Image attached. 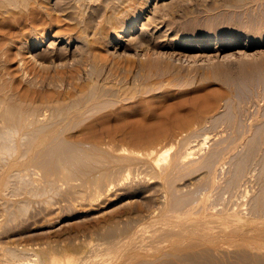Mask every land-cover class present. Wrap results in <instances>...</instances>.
Listing matches in <instances>:
<instances>
[{
  "label": "rangeland",
  "instance_id": "374dc122",
  "mask_svg": "<svg viewBox=\"0 0 264 264\" xmlns=\"http://www.w3.org/2000/svg\"><path fill=\"white\" fill-rule=\"evenodd\" d=\"M107 1L0 0V53L6 48L20 55L1 53L0 96L17 85L28 91L23 100L9 98V117L18 113L20 119L24 110L20 120L30 128L33 111L42 108L47 117L33 130L52 123L61 129L40 147L37 161L27 158L39 167V178L53 173V194L19 195L29 196L10 204L28 200V207L10 217L0 205V244L26 247L28 261L40 257L44 264L251 263L241 258L250 247L229 243L221 233L226 216L237 214L249 222L229 224L259 227L253 235L264 242L258 235L264 230V0H152L119 43L118 33L144 0H120L124 6ZM41 32L49 34L48 42L23 61ZM182 40L222 48L204 55L195 46H179ZM214 96H220L217 105L205 111ZM90 127L96 138L81 133ZM33 130L26 148L34 143ZM170 146L167 159L159 160L160 150ZM215 235L225 248L220 252L211 241Z\"/></svg>",
  "mask_w": 264,
  "mask_h": 264
},
{
  "label": "bare ground",
  "instance_id": "6f19581e",
  "mask_svg": "<svg viewBox=\"0 0 264 264\" xmlns=\"http://www.w3.org/2000/svg\"><path fill=\"white\" fill-rule=\"evenodd\" d=\"M5 1V0H4ZM59 1H64V0H59ZM67 1V0H66ZM113 1V0H112ZM114 1H116V0H114ZM125 3L124 4H126V1L125 0H123ZM139 1V0H138ZM36 2V1H35ZM109 2H110V0H109ZM108 1H107V3H109ZM153 1L152 0H144V3L142 4L141 2V6H140V3L138 4L139 6H140V9L136 12V14L134 15V16H132L131 17V19H129L128 20V22L127 23H125L124 24V26L121 28V30H120V32L118 33V35H117V42L119 43V42H121L122 40H128V36L130 35V33L131 32H133L134 30H135V28L138 26V24H139V22H140V20H141V18L143 17V15L145 14V11L148 9V5L149 4H151ZM34 3V2H33ZM32 3V4H33ZM58 3V2H57ZM59 3H63V2H59ZM58 3V4H59ZM115 3H117V5H118V3L120 4V0L118 1V2H115ZM9 4V3H8ZM17 4V3H16ZM27 4H28V2H27ZM57 4V5H58ZM111 4V3H110ZM113 4V3H112ZM133 4V3H132ZM61 5H63V4H61ZM67 5V4H66ZM117 5H114V6H116V7H118ZM120 5H122V6H124L123 5V2L120 4ZM15 6V5H14ZM32 6V5H31ZM38 7H39V5H37ZM63 6H65V5H63ZM68 6V5H67ZM109 7H110V5H108ZM122 6H121V8H122ZM7 7V6H6ZM5 7V8H6ZM32 7H34V6H32ZM37 7V8H38ZM120 7V6H119ZM114 8V10L116 9L117 11H119L118 9H121V8ZM8 8V7H7ZM111 8V7H110ZM113 8V7H112ZM127 8H128V6H127ZM134 8H135V6H134ZM138 8V7H137ZM35 9V8H34ZM33 9V10H34ZM41 9V8H40ZM65 9V8H64ZM115 10V11H116ZM121 10H123L124 11V9H121ZM120 10V11H121ZM35 11V10H34ZM37 11H38V9H37ZM36 11V12H37ZM113 11V10H112ZM133 11V10H132ZM5 12V11H4ZM42 13V12H41ZM122 13H124V12H122ZM8 14V13H7ZM28 14V13H27ZM39 14V13H38ZM119 15V14H118ZM131 15V14H130ZM132 15H133V13H132ZM1 16V15H0ZM33 17H34V15H32ZM33 17H32V19H33ZM37 17V16H36ZM53 17V16H52ZM1 18V17H0ZM35 18V17H34ZM129 18V17H128ZM2 20H3V17H2ZM2 20L0 19V21L2 22ZM5 20H6V18H5ZM5 20H4V22H5ZM7 21V20H6ZM27 21V20H26ZM61 21V20H60ZM126 22V21H125ZM46 25V24H45ZM1 26H4V25H1ZM1 26H0V29H1ZM122 26V25H121ZM45 27V26H44ZM51 27V26H50ZM3 28V27H2ZM24 28V27H23ZM4 29H5V27H4ZM26 29V28H25ZM1 30H3V29H1ZM0 30V31H1ZM5 31V30H4ZM26 31V30H25ZM42 31V30H41ZM2 32V31H1ZM0 32V33H1ZM19 32H21V31H19ZM44 32V31H43ZM3 34L5 33V32H2ZM1 33V34H2ZM12 34V33H11ZM15 34V33H14ZM56 35V33H54V36ZM2 36V35H1ZM0 36V37H1ZM9 36V35H8ZM7 36V37H8ZM12 36V35H11ZM20 36V35H19ZM48 36H49V34H47L46 32L45 33H42L41 32V34L37 37V39H35V41L34 42H32L31 44V48L30 49H28V51H27V53H25L23 56V61H28L29 59L31 60L32 58H34L35 56V54H34V52H35V50H38V49H41L45 44H46V42H48V40H49V38H48ZM53 36V37H54ZM66 36V35H65ZM14 37V36H13ZM56 37V36H55ZM60 37V36H59ZM70 37V36H69ZM79 37V39L81 38V36H78ZM3 39L2 40H4L5 42H6V39H5V36L3 35V37H2ZM15 38V37H14ZM17 39V38H16ZM76 39H78V38H76ZM0 40H1V38H0ZM7 40H9V38L7 39ZM87 40V39H86ZM80 41V40H79ZM85 41V40H84ZM7 42H9V41H7ZM11 42V41H10ZM20 42V41H19ZM22 42V41H21ZM52 42H54V41H52ZM84 43V42H83ZM82 43V44H83ZM178 43V42H177ZM0 50L2 51V44H3V41H2V43L0 42ZM12 44V43H11ZM15 44V43H14ZM13 44V45H14ZM81 44V45H82ZM128 44V43H127ZM6 45H9V43H6ZM24 45V44H23ZM87 45V44H86ZM5 46V45H4ZM10 46V45H9ZM179 46H182V48H185V49H187V48H189L190 46L191 47H193L194 48V46H195V49H193V50H195V51H200V53H202V54H206V55H210L213 51H215V50H219L220 48H222V45H219L218 44V42H209V43H205L203 46H201L200 47V44L198 43V42H196V43H192V42H190V41H185V40H182L181 42H180V44H179ZM207 46V48H204V47H206ZM8 47V46H7ZM78 47V46H77ZM80 47V46H79ZM87 47V46H86ZM224 47V46H223ZM4 48V47H3ZM18 48V47H17ZM82 48V47H81ZM20 49V48H19ZM18 49V50H19ZM78 49V48H77ZM6 50V48L5 49H3V52L5 53V55L6 54H9V56L11 57V52L12 51H10L9 49V53H8V50L7 51H5ZM75 51V50H74ZM3 52H1V53H3ZM15 51H13L12 53H14ZM1 53H0V60H1V58H2V55H1ZM15 54H16V52H15ZM19 54V53H18ZM21 54V53H20ZM36 54L37 55H39V52H36ZM41 54V53H40ZM4 55V54H3ZM36 55V56H37ZM16 56V58L17 57H19L20 55H18L17 56V54L15 55ZM14 56V57H15ZM10 57H8V58H10ZM4 58V57H3ZM7 58V57H6ZM5 58V59H6ZM16 58H15V60H16ZM22 58V57H21ZM11 59V58H10ZM20 59V58H19ZM13 60V59H12ZM21 60V64H22V59H20ZM20 60L18 61V65H17V67H16V69H19L18 67H20ZM5 61V60H4ZM26 61V62H27ZM2 62V61H1ZM11 62V61H10ZM25 62V63H26ZM8 64V63H7ZM15 65V64H14ZM24 65V64H23ZM27 65V64H26ZM254 65H256V64H254ZM257 66V65H256ZM255 66V67H256ZM259 66V65H258ZM15 67H13V68H15ZM10 68V67H9ZM13 68H11L10 70L8 69V71H11ZM7 71V70H6ZM17 71V70H16ZM222 72V71H221ZM11 75V74H10ZM6 76V75H5ZM14 76V75H13ZM245 79H247V78H245ZM244 79V80H245ZM241 80V79H240ZM7 83V82H6ZM232 83V82H231ZM4 85V84H3ZM11 86V85H10ZM18 86V85H17ZM17 86H13L11 89H9V90H11V91H6V92H1V98H0V112L2 113V114H0L1 115V118H3V119H1L0 120V123L2 124H0V205L2 206V207H4V209L3 210H5L6 211V213L4 214L5 216H6V214H7V217L9 216V214H15V213H18L19 211H23L26 207H28V205H27V203L29 204V201L28 200H19L18 202H15L16 204L14 205V206H12L10 203H11V201L12 202H14V200L15 199H17V198H20L21 196H19V195H21V194H24V193H29V195H25V196H29V197H31V195H33V196H35V197H37V196H44V195H46L47 194V192H48V189H49V191H50V193L49 194H53V192L51 193V191H53V190H51V189H54L55 188V186L54 185H56L55 184V182L56 181H54L52 178H51V175L53 174H49L48 176L46 175H44L45 177L43 178L42 177V175H41V177L39 178L38 177V173H35V170H37L39 167H37V169L35 168H33L34 166H33V164L32 163H30L29 161H30V159H29V161L27 160V158H31L32 159V157H34V159L37 161V158H39V155H38V157L36 156L38 153H40V147L42 148V146L44 147L45 145H46V143H48V144H51L50 143V141H52V140H50V139H52V137L54 138V136H52V135H55V133L57 132V134L59 133V131L61 130L60 129V127L56 124H54V123H52V125H51V127L49 128V126L48 125H46V126H48V127H46V129L45 128H43V127H45V126H43L42 128H43V132H41L40 131V133H39V126H38V130H37V127L35 128V131L33 130L34 128V126H36V125H38V124H40V121L41 120H43L45 117H47L46 116V113H45V111L44 110H42V108H41V110L42 111H44V112H42L41 110L40 111H37V110H34L33 112H34V114H35V124H34V126H30V128H29V126L27 127V125H25L24 123H23V120H20V119H22V113H23V111H22V113L20 112L21 110L19 109V107H15L16 105H17V103L16 104H14V109H15V111H19V116L18 117H20V119H18L17 117H15L16 115H18V113H13L14 111L12 110V112L11 113H13V114H15L13 117L10 115V117H9V114H10V112L8 111V110H10V109H8V105H7V107H6V103H8V104H10L9 102H10V100L12 99V97L11 96H15V98L18 96V98H20V100H21V98H22V100H23V98H26L27 97V95H28V91H27V89L26 88H22V87H17ZM1 87H3V86H0V91L1 90H4V89H1ZM6 88H8V87H6ZM8 90V89H7ZM215 98H213V97H209V100L207 101V103L205 104V111L206 110H212L216 105H217V103H218V100L220 99V96H214ZM9 98H11L10 100H9ZM14 98V97H13ZM8 101V102H7ZM13 102V101H12ZM198 103H200V102H197V104ZM19 106V105H18ZM16 109H18V110H16ZM25 109V108H24ZM45 109V108H44ZM63 110H65L64 108L63 109H60V110H57V113H59V111L60 112H62ZM204 110V109H203ZM29 112H28V115H26L27 117L28 116H31L32 115V111H31V113H30V110H28ZM9 112V113H8ZM25 112V111H24ZM20 113H21V115H20ZM63 113H64V111H63ZM68 113V112H67ZM67 113H65V114H67ZM27 114V113H26ZM62 114V113H61ZM69 114V113H68ZM67 114V115H68ZM3 115V116H2ZM24 115H25V113H24ZM24 115H23V118H24V121L25 120H29V119H31L30 117L29 118H27V119H25L26 118V116L24 117ZM58 115V114H57ZM59 115H60V113H59ZM67 115H66V117H67ZM70 115V114H69ZM69 115H68V117H69ZM194 115V114H193ZM6 116H7V119H5L6 118ZM196 116V115H195ZM194 116V117H195ZM11 118V119H10ZM15 118H17L18 120H19V122L17 123L16 121H18V120H16ZM192 118V117H191ZM190 118V119H191ZM184 119V118H183ZM186 119V118H185ZM189 119V118H188ZM6 120V121H5ZM34 120V119H33ZM194 120V119H193ZM5 121V122H4ZM8 121V123H6ZM27 121H25V123L27 122ZM30 121H32V119L30 120ZM28 122V123H26V124H28V125H33V123H34V121L33 122ZM43 121H45V120H43ZM43 121H41V123L43 122ZM180 121V120H179ZM184 121V120H183ZM186 121H188L187 119H186ZM36 122H39L38 124L36 123ZM5 123V124H4ZM30 123V124H29ZM47 124L49 123V122H46ZM181 123V122H180ZM183 123V122H182ZM49 124H51V123H49ZM53 124L55 125V126H53ZM43 125H44V123H43ZM162 126H164V125H162ZM169 127H170V125H168ZM41 127V126H40ZM89 127V126H88ZM143 127H145V126H143ZM27 128H29V129H27ZM32 128V129H31ZM60 130H59V129ZM162 128V127H161ZM164 128H165V126H164ZM144 129V128H143ZM142 129V130H143ZM146 129V131H148L147 130V127L145 128ZM166 129V128H165ZM169 129V128H168ZM33 130V132H35V133H38L37 135L38 136H36V134L35 133H33V135H35L32 139H34V143H32V146L30 147H28V148H26L25 147V145L27 144V143H25L24 141H25V139L28 137L29 139H31L30 137V133H31V131ZM42 130V129H41ZM36 131H38V132H36ZM63 131V130H62ZM83 131H85L86 133H84ZM96 131H97V129H96ZM95 130H94V128L93 127H90V128H87V129H84V130H81V133L83 132L84 134H86V135H92L93 137L95 136V138L97 137V132H96ZM155 131V130H154ZM153 131V132H154ZM161 131H165V130H161ZM167 131V130H166ZM165 131V132H166ZM153 132H150L151 134H153ZM156 132V131H155ZM165 132H164V134H165ZM64 132H62V134H63ZM96 133V134H95ZM142 133V132H141ZM61 134V133H60ZM156 134V133H155ZM171 134V133H170ZM28 135V136H27ZM98 135H99V133H98ZM148 135H150V134H148ZM157 135V134H156ZM155 135V136H156ZM56 136V135H55ZM151 137L150 138H152V136L154 137V135H150ZM158 136V135H157ZM36 137V138H35ZM145 137V136H144ZM146 137H148V136H146ZM263 137H264V135H263ZM27 138V139H28ZM168 139V138H167ZM263 139V138H262ZM50 140V141H49ZM149 140V139H148ZM260 140H261V138H260ZM264 140V139H263ZM28 141V140H27ZM26 141V142H27ZM97 141V140H96ZM96 141H94V142H96ZM169 141V140H168ZM31 142H32V140H31ZM24 143H25V145H24ZM28 144H30V140H29V143ZM45 144V145H44ZM92 144V143H91ZM24 145V146H23ZM93 145V144H92ZM28 146V145H27ZM94 147H95V145H93ZM21 147L23 148V147H25L24 149L25 150H21ZM48 147V148H47ZM47 147H45L47 150L48 149H50L49 148V145L47 146ZM89 147V146H88ZM44 148V149H45ZM92 148V147H91ZM171 148H172V146H170V147H167V148H165V147H163L159 152H160V155H159V160H166L167 159V155L169 154V152H170V150H171ZM234 148H235V146H234ZM234 148H232V150L234 149ZM43 149V148H42ZM95 149V148H94ZM40 150V151H39ZM42 152V151H41ZM50 152V151H49ZM192 152H194L193 150H190L189 152H188V154H191ZM44 154V153H43ZM62 158V157H61ZM61 158H60V160H61ZM251 158V157H250ZM218 159V158H217ZM220 159V158H219ZM40 160V159H39ZM57 160H58V158H57ZM27 163H26V162ZM32 161V160H31ZM34 161V160H33ZM36 161H34V163L35 164H37L38 166H39V162H36ZM217 161V160H216ZM223 161V160H222ZM221 161V162H222ZM40 162H41V160H40ZM254 162V161H253ZM213 163V162H212ZM46 164H47V162H46ZM63 164V163H62ZM61 164V165H62ZM218 164V163H217ZM216 165V164H215ZM224 165V164H223ZM252 165V164H251ZM33 166V167H32ZM43 166H45V163H44V165L43 164H41L40 165V167H43ZM49 166V165H48ZM210 166V165H209ZM208 166V167H209ZM212 166V165H211ZM220 166V165H219ZM250 166V165H249ZM36 167V166H35ZM50 167V166H49ZM51 168V167H50ZM211 168V167H210ZM45 172H47V170H45V169H43ZM55 170V169H54ZM214 170V169H213ZM217 170V169H216ZM40 171V170H39ZM42 171V170H41ZM51 171V170H50ZM56 171V170H55ZM36 172H38V170L36 171ZM34 173L35 174H37V177L34 175ZM254 173V172H253ZM44 174V173H43ZM56 174H58L57 172H56ZM60 174V173H59ZM62 174V173H61ZM251 174H252V172H251ZM39 175H40V173H39ZM65 175V174H64ZM221 175V174H220ZM50 176V177H49ZM57 176V175H56ZM212 176V175H211ZM224 176V175H223ZM262 176V175H261ZM213 177V176H212ZM215 178V177H214ZM250 178V177H249ZM57 178H55V180H56ZM210 179H212V178H210ZM251 179V178H250ZM58 180H62L61 178L60 179H58ZM261 180V179H260ZM215 181V180H214ZM60 183V182H59ZM262 183V182H261ZM211 184H212V182H211ZM264 184V183H263ZM214 185V184H213ZM251 186V185H250ZM57 187V186H56ZM262 188V187H261ZM261 190H263V189H261ZM55 191V190H54ZM55 193V192H54ZM23 197H21V198H24L25 196L24 195H22ZM49 196V195H48ZM257 196H258V194H257ZM32 198V197H31ZM34 198V197H33ZM46 198V197H45ZM50 198V197H49ZM52 198V197H51ZM255 199V198H254ZM46 200H47V198H46ZM28 201V202H27ZM259 201V200H258ZM264 201V200H263ZM218 203H219V201H217ZM206 203V202H205ZM218 203H216V204H218ZM210 204H211V202H210ZM209 204V205H210ZM221 204V203H220ZM262 205H264V204H262ZM0 206V209L2 208ZM217 206V205H216ZM233 207V206H232ZM251 207V206H250ZM259 207V206H258ZM252 208V207H251ZM255 208V207H254ZM262 208V207H261ZM28 209V208H27ZM239 209V208H238ZM242 209V208H241ZM253 209V208H252ZM222 210V209H221ZM234 211H235V209H233ZM251 210V209H250ZM256 210V209H255ZM206 211V210H205ZM220 211V210H219ZM223 211V210H222ZM231 211H232V209H231ZM256 211H258V209L256 210ZM4 212V211H3ZM24 212V211H23ZM221 212V211H220ZM245 212V211H244ZM235 213V212H234ZM259 213V212H258ZM262 213H264V212H262ZM0 214H2V213H0ZM254 214V213H253ZM256 214V213H255ZM228 215V214H227ZM260 215V214H259ZM258 215V216H259ZM5 216H3L4 218H5ZM226 216V215H225ZM261 216V215H260ZM0 217H2V216H0ZM10 217V216H9ZM209 217V216H208ZM223 217V216H222ZM257 217V216H256ZM204 218V217H203ZM214 218V217H213ZM218 218H220V217H218ZM247 218V217H246ZM258 218V217H257ZM178 219V218H177ZM222 219V218H221ZM255 220H256V218H254ZM254 219H252V221H254ZM0 220H1V218H0ZM179 220V219H178ZM188 220H190V219H188ZM207 220H209V218H207ZM220 220V219H219ZM226 222H227V228H225V230H224V227L222 226V229L224 230L223 231V233H221L222 235H224L223 237H225L226 235H228L229 236V240L227 241V242H229V243H237L238 244V246H239V244L241 243V245L243 246V245H247V248L248 247H250V251H252V252H256V251H258L259 253H251L250 251H249V253L247 252V254L246 255H244V257H243V254H242V257L241 258H247L248 260L247 261H251V263L250 262H248V264L250 263V264H258V262H264V242H260V240L258 241L257 240V238H258V236H257V233H256V235H253V233H255L254 231L256 230V232H257V230H258V228L259 227H253L252 229H249V230H246V229H244V225H230L229 223H236V224H238V223H248L249 221H247V219H245L244 220V218L242 217V216H238L237 214H235V215H233V216H230V214L228 215V216H226ZM2 221V220H1ZM173 221V220H172ZM212 221V220H211ZM163 222V221H162ZM167 222V221H166ZM170 222V221H169ZM181 222V221H180ZM191 222H192V220H191ZM224 222V221H223ZM165 223V222H164ZM168 223V222H167ZM167 223H165V224H167ZM173 223H175V222H173ZM190 223V222H189ZM196 223V222H195ZM205 223H206V220H205ZM212 223H214L215 224V222H212ZM217 223H218V219H217ZM156 224V223H155ZM159 224V223H158ZM163 224V223H162ZM169 225L171 224V223H168ZM224 224V223H223ZM261 224V223H260ZM157 225V224H156ZM155 225V226H156ZM190 225V224H189ZM192 225V224H191ZM190 225V226H191ZM200 225V224H199ZM208 225V224H207ZM219 225H221V224H219ZM162 226H164V225H162ZM179 226H180V223H179ZM183 226H185V225H183ZM206 226V225H205ZM211 226V225H210ZM232 226V227H231ZM177 227V226H176ZM209 227V226H208ZM216 227V226H215ZM153 228V227H152ZM161 228V227H160ZM159 228V229H160ZM171 228V227H170ZM178 228V227H177ZM188 228V227H187ZM206 228V227H205ZM148 229V228H147ZM157 229V228H156ZM166 229H167V225H166ZM176 229V228H175ZM195 229V228H194ZM199 229V228H198ZM204 229V228H203ZM219 229V228H218ZM222 229H221V231H222ZM260 229V228H259ZM151 230V229H150ZM162 230V229H161ZM164 230H165V228H163V232H164ZM178 230H182L183 231V229H180V228H178ZM211 230H212V228H211ZM220 230V229H219ZM166 231V230H165ZM172 231V230H171ZM175 231V230H174ZM191 231V230H190ZM194 231V230H193ZM198 230H195V232H197ZM202 231V230H201ZM210 231V230H209ZM261 231V230H260ZM168 232H169V230H168ZM176 232H178V231H176ZM180 232V231H179ZM178 232V235L180 234ZM184 232H185V230H184ZM148 233V232H147ZM167 233V232H166ZM187 233V232H186ZM145 234V233H144ZM177 234V233H176ZM181 234H183L182 232H181ZM185 234V233H184ZM210 234V233H209ZM218 234V233H217ZM220 234V235H221ZM143 235V234H142ZM147 235V234H146ZM164 235H166V234H164ZM172 235H173V233H172ZM175 235V234H174ZM177 235V236H178ZM191 235H192V233H191ZM207 235H208V233H207ZM259 237H262V238H264V230L262 231V232H260L259 234ZM138 236V235H137ZM148 236V235H147ZM153 236V235H152ZM159 236H160V234H159ZM158 236V237H159ZM176 236V235H175ZM201 236H203V235H201ZM204 236H206V234L204 235ZM218 236V238L220 239V236L219 235H217ZM146 237V236H145ZM150 237V236H149ZM163 237V236H162ZM182 238L184 237V236H181ZM209 238H212V237H210V236H208ZM213 237H216V235L215 236H213ZM134 238V237H133ZM137 238V237H136ZM147 238V237H146ZM161 238V237H160ZM204 238V237H203ZM217 238V237H216ZM218 238H217V240H215L214 238L213 239H211V241L214 243V241L216 242L217 241V243L215 244L216 245V249L218 250H220L221 248H224V246H223V244H221V242H218V241H220V240H218ZM227 238V237H226ZM261 238V239H262ZM135 239V238H134ZM166 239V238H165ZM178 239V238H177ZM206 239V238H205ZM259 239V238H258ZM136 240V239H135ZM138 240V239H137ZM180 240V239H179ZM264 240V239H263ZM1 241V240H0ZM149 241V240H148ZM155 241H157V240H155ZM159 241H161V240H159ZM192 241V240H191ZM194 241H196V240H194ZM223 241V240H222ZM262 241V240H261ZM2 242V241H1ZM136 241H134V243H135ZM151 242V241H150ZM196 242H198V241H196ZM201 242V241H200ZM226 242V243H227ZM132 243H133V240H132ZM146 243V242H145ZM184 243V242H183ZM151 244V243H150ZM153 244V243H152ZM156 244V243H155ZM158 244H160V243H158ZM186 244V243H185ZM191 244V243H190ZM193 244H194V242H193ZM202 244H203V242H202ZM224 244H225V241H224ZM120 245V244H119ZM118 245V246H119ZM122 245V244H121ZM126 245V244H125ZM128 245V244H127ZM135 245H136V243H135ZM189 245V244H188ZM200 245V244H199ZM231 245V244H230ZM233 245V244H232ZM235 245V244H234ZM234 245L232 246V247H234ZM137 246V245H136ZM140 246V245H139ZM223 246V247H222ZM229 246V245H228ZM120 247V246H119ZM122 248H123V246H121ZM156 247V246H155ZM26 248V247H25ZM24 247L23 248H21V247H15V246H4V244L2 245V244H0V264H44V263H41L39 260H40V257H39V260L37 261V260H35V261H37V262H34V263H32V261H28V259H30L31 257H32V254L29 252L28 254H29V256H27L26 254H27V250L28 251H30L29 249H25ZM118 248V247H117ZM116 248V249H117ZM145 248H146V246H145ZM228 248V247H227ZM226 248V250H224V251H228L229 249H227ZM231 248V247H230ZM240 248V251H241V247H239ZM244 248V247H243ZM247 248H245V251H247ZM115 249V248H114ZM135 249V248H134ZM147 249V248H146ZM199 249V248H198ZM208 249V248H207ZM206 249V250H207ZM215 249V250H216ZM225 249V248H224ZM121 250V249H120ZM218 250V251H219ZM222 250V249H221ZM231 250H233L232 248H231ZM199 251V250H198ZM197 251V252H198ZM205 251V250H204ZM212 251V250H211ZM210 251V252H211ZM214 251V250H213ZM223 251V252H224ZM230 251V250H229ZM244 251V250H243ZM116 252H118V251H116ZM195 252V251H194ZM201 252V251H200ZM220 252V251H219ZM231 253H232V251H230ZM234 252L236 253V251L234 250ZM239 252V251H238ZM242 252V251H241ZM32 253H34V252H32ZM119 253V252H118ZM191 253H192V251H191ZM225 253V252H224ZM240 253V252H239ZM251 253V254H250ZM117 254V253H116ZM215 254V253H214ZM214 254H212V255H214ZM216 254H217V251H216ZM215 254V255H216ZM31 255V256H30ZM186 255V254H185ZM203 255V254H202ZM209 255H211V254H209ZM226 255V254H225ZM232 255V254H231ZM233 255H235V254H233ZM233 255H232V257H233ZM25 256H27V257H25ZM187 256H188V254H187ZM190 256H191V254H190ZM235 256H237V255H235ZM239 256H241V255H239ZM34 257V256H33ZM197 257V256H196ZM205 257H206V255H205ZM211 257V256H210ZM220 257H222V256H220ZM229 257V256H228ZM238 257V256H237ZM114 258H116V257H114ZM26 259H27V262H25L26 261ZM38 259V258H37ZM196 259V258H195ZM207 259V258H206ZM226 259V258H225ZM228 259V258H227ZM226 259V260H227ZM21 260H24L23 262H21ZM32 260H34L33 258H32ZM127 260H129V259H127ZM173 260V259H172ZM190 260V259H189ZM211 260L213 261V259L211 258ZM219 260V259H218ZM236 260V259H235ZM241 260V259H240ZM183 261V260H182ZM185 261V260H184ZM191 261V260H190ZM232 261V260H231ZM25 262V263H24ZM44 262V261H43ZM187 262V261H186ZM209 262V261H208ZM220 262V261H219ZM218 262V263H219ZM196 263V262H195ZM215 264V263H217V261L215 262H212V264ZM232 263V262H231ZM233 263H236V262H234L233 261ZM232 263V264H233ZM238 263V262H237ZM236 263V264H237ZM50 264H56V262L55 261H53V263H50ZM211 264V263H210ZM219 264H221V263H219ZM224 264V263H223ZM230 264V263H229ZM262 264V263H261Z\"/></svg>",
  "mask_w": 264,
  "mask_h": 264
}]
</instances>
